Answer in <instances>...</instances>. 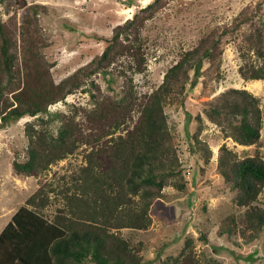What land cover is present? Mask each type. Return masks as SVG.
<instances>
[{
    "label": "trees",
    "instance_id": "16d2710c",
    "mask_svg": "<svg viewBox=\"0 0 264 264\" xmlns=\"http://www.w3.org/2000/svg\"><path fill=\"white\" fill-rule=\"evenodd\" d=\"M22 4L27 11L20 31L21 60L15 50L17 32L0 19V125L24 115L47 112L50 104L65 99L86 78L110 72V67L120 61L118 72L124 76L125 86L119 96L97 101L90 113L99 134L85 135L75 117L63 114L57 133L28 126L27 158L13 162L19 174L37 175L47 170L52 163L74 153L84 141L93 143V148L86 155L87 164L77 175V182L64 194L65 206L54 217L43 213L42 208L51 200L43 195L44 187L13 214L0 232V264H144L139 249L119 231L124 227L147 229L152 224L151 205L168 179L177 174L173 165L178 159L177 150L165 107L182 100L188 83H196L203 75L206 61L211 66L217 62L216 77L221 78L217 61L221 38L213 33L203 36L194 47L183 51L167 69L163 82L145 93L143 100L134 83V74L147 68L140 34L146 19L156 13L163 0H153L133 18L116 25L102 53L59 83L54 81L44 53L48 42L38 16L40 4H27L26 0ZM246 20L241 13L222 34L237 30ZM248 42L258 62L246 59L240 72L245 79H264V30L250 33ZM124 59L129 62L123 63ZM136 106L140 113L134 126L125 134L114 135L122 124L129 127ZM205 112L237 142L250 145L260 140L261 98L248 89L227 88L208 102ZM107 135L110 137L103 141ZM219 169L236 189V203L247 207L243 234L255 238L264 228V207L254 203L264 189L263 155L256 150L253 155L239 157L223 145ZM168 261L201 262L192 246Z\"/></svg>",
    "mask_w": 264,
    "mask_h": 264
},
{
    "label": "rangeland",
    "instance_id": "374dc122",
    "mask_svg": "<svg viewBox=\"0 0 264 264\" xmlns=\"http://www.w3.org/2000/svg\"><path fill=\"white\" fill-rule=\"evenodd\" d=\"M152 1L26 0L27 4H40L38 16L48 42L44 53L54 81L59 83L102 53L115 26L133 18ZM26 11L22 0H0V19L17 32L15 50L20 60V31ZM241 13L247 20L237 30L222 34L238 21ZM258 28L264 30V0H163V5L146 19L141 29L147 68L134 74L141 99L163 82L167 69L179 60L183 51L212 33L221 38L217 61L222 75L216 77L217 62L211 66L206 61L203 75L196 83H188L182 100L165 107L177 150L178 159L173 164L177 174L168 179L162 194L154 199L149 228L124 227L119 231L139 249L144 264H168V260L183 255L188 246L200 258V264H264V228L255 238L243 234L242 220L247 207L236 203L237 191L219 169L223 145L239 157L253 155L256 150L264 157V79H245L240 72L246 59L258 62L248 42V35ZM128 62L124 59L123 63ZM117 64L110 67L113 69L110 72H97L86 78L65 99L50 104L47 112L24 115L0 125V232L40 187L46 191L43 195L51 199L42 208L44 214L52 218L65 206L64 194L77 182L93 143L84 141L74 153L37 175L17 173L13 162L16 158H27L29 125L57 133L62 114L75 117L85 135L99 134L90 113L97 101L122 93L125 78L118 72L121 61ZM229 87L246 88L260 96L263 126L257 143L237 142L207 116L208 102ZM139 113L136 106L129 127L122 124L114 135L125 134L133 127ZM254 203L264 207V189ZM222 230L227 232L223 234Z\"/></svg>",
    "mask_w": 264,
    "mask_h": 264
},
{
    "label": "crops",
    "instance_id": "0c3cea01",
    "mask_svg": "<svg viewBox=\"0 0 264 264\" xmlns=\"http://www.w3.org/2000/svg\"><path fill=\"white\" fill-rule=\"evenodd\" d=\"M17 210H18V209H17ZM17 210H16V211H17ZM16 211H15V212H16ZM15 212H14V213H15ZM14 213H13V214H14ZM12 216H13V215H12ZM11 218H12V217H11ZM10 220H11V219H10ZM10 220H9V221H10Z\"/></svg>",
    "mask_w": 264,
    "mask_h": 264
}]
</instances>
